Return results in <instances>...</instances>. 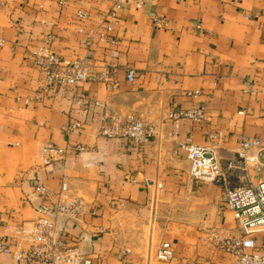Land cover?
I'll use <instances>...</instances> for the list:
<instances>
[{
  "label": "crops",
  "instance_id": "obj_1",
  "mask_svg": "<svg viewBox=\"0 0 264 264\" xmlns=\"http://www.w3.org/2000/svg\"><path fill=\"white\" fill-rule=\"evenodd\" d=\"M135 1L123 0L111 16L113 0H0V240L15 251L33 245L18 230L41 217L39 206L57 201L62 184L63 201L83 205L77 216H59L66 243L76 241L80 253L104 264H142L148 242L178 245L156 232L177 206L210 219L211 233L230 235L236 223L225 209L226 190L264 180V171H245L235 155L242 138L264 146V0H141L139 7ZM78 11L87 18L78 19ZM154 17L166 27L154 29ZM46 44L63 64L87 58L105 79L89 83L79 104L42 92L32 55ZM127 70L135 73L131 83ZM244 83L251 85L247 92ZM198 108L199 123L167 119ZM128 119L151 126L154 138L134 145L101 135L104 124ZM70 122L78 132H65ZM44 143L80 144L84 151L44 166ZM188 144L214 148L222 180L190 177L182 149ZM144 178L162 187L146 190ZM36 184L45 186L46 199ZM254 237L259 243L262 236ZM0 264L38 263L0 254Z\"/></svg>",
  "mask_w": 264,
  "mask_h": 264
},
{
  "label": "built area",
  "instance_id": "obj_2",
  "mask_svg": "<svg viewBox=\"0 0 264 264\" xmlns=\"http://www.w3.org/2000/svg\"><path fill=\"white\" fill-rule=\"evenodd\" d=\"M123 0H113L111 16L120 8ZM136 7L141 5V0L135 1ZM76 16L80 20L87 18V14L78 11ZM154 29L166 27L163 18L154 17L152 19ZM111 26L105 28V32H110ZM106 34H100L99 39L104 40ZM46 43H51L53 39L48 36ZM111 44L115 43L112 39ZM37 47L32 55V64L36 70L42 74V92L59 93L73 103H80L84 88L92 82L101 81L105 78L91 71L87 58L76 60L68 64L61 63L60 59L49 48V44ZM89 49V40L85 43ZM135 73L127 70L125 80L128 83L134 81ZM108 81L110 87L116 88V81ZM250 83H244V91L250 89ZM36 99H41L37 93ZM204 116L201 109L176 110L168 113L169 121H179L188 119L199 123ZM79 124L70 122L65 132H78ZM154 129L137 120L128 119L120 126L108 127L105 124L101 128V135L105 138L119 137L122 140L130 141L134 145L148 144L154 138ZM189 162V175L198 182L217 183L222 180L224 172L212 146H192L190 144L182 147ZM83 151V146L75 144L70 149L52 146L49 143L41 145L39 150V160L42 165L47 166L53 162L63 159L67 154H78ZM236 159L241 163L242 168L247 171L251 168L255 173L264 171V146L258 139L242 138L240 140ZM234 167V162L228 163V168ZM247 177V174L245 173ZM143 186L146 190L153 188L158 190L161 183L143 179ZM35 191L46 199L48 197L45 186L36 184ZM66 190L62 184L60 192L56 195L57 201L51 206L42 205L38 207L41 217L30 222V226H20L19 232L24 234L31 244L27 250H13V245L0 240V254H8L17 262L23 260H36L38 264H104L100 256H88L80 253L76 246V241L67 242L65 240V228L58 224L60 215L77 216L80 214L83 205L78 199L63 201V192ZM62 196V197H61ZM225 209L236 222L242 235L239 238H229L221 243L220 248L234 257L233 264H264V180L252 184L248 179L246 182L232 189H227L224 199ZM49 217H46V216ZM98 233H103L98 230ZM254 234H261L259 243ZM16 247V244H14ZM19 245V244H18ZM122 259H128V252L122 251ZM152 254H146L142 264H205L195 260H188L175 255L172 243L161 242Z\"/></svg>",
  "mask_w": 264,
  "mask_h": 264
},
{
  "label": "rangeland",
  "instance_id": "obj_3",
  "mask_svg": "<svg viewBox=\"0 0 264 264\" xmlns=\"http://www.w3.org/2000/svg\"><path fill=\"white\" fill-rule=\"evenodd\" d=\"M177 207L171 219L160 220L162 225L156 230V232H165L168 238L172 237L178 241V245L173 246L175 255L205 264H232L233 255L220 248V245L229 238H239L242 235L237 224L231 228L233 232L230 235L211 233L210 227L214 226V223L210 219H198L196 216L193 217L192 211L183 210L181 206ZM155 248V245L152 246L148 242L144 255L150 253L153 257Z\"/></svg>",
  "mask_w": 264,
  "mask_h": 264
}]
</instances>
